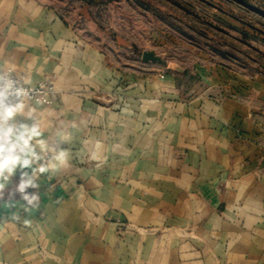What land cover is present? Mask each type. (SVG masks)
Listing matches in <instances>:
<instances>
[{"label": "crops", "instance_id": "0c3cea01", "mask_svg": "<svg viewBox=\"0 0 264 264\" xmlns=\"http://www.w3.org/2000/svg\"><path fill=\"white\" fill-rule=\"evenodd\" d=\"M123 45L88 5L0 0V68L54 91L8 121L43 133L51 180L1 175L0 188L21 175L40 191L0 209V264H264L255 104L208 75L146 80Z\"/></svg>", "mask_w": 264, "mask_h": 264}, {"label": "rangeland", "instance_id": "374dc122", "mask_svg": "<svg viewBox=\"0 0 264 264\" xmlns=\"http://www.w3.org/2000/svg\"><path fill=\"white\" fill-rule=\"evenodd\" d=\"M46 1L66 8L88 5L98 30L123 42L129 69L143 70L146 80L174 75L178 84L192 85L200 83L199 74L219 78L227 92L247 94L257 118L264 119V0ZM146 52L160 60H143ZM39 84L52 88L51 103L29 104L51 105L53 85L32 86Z\"/></svg>", "mask_w": 264, "mask_h": 264}, {"label": "clouds", "instance_id": "9594fccd", "mask_svg": "<svg viewBox=\"0 0 264 264\" xmlns=\"http://www.w3.org/2000/svg\"><path fill=\"white\" fill-rule=\"evenodd\" d=\"M3 77H0L2 80ZM12 85V81L8 80L2 89H0V175L7 172L9 175L13 173L14 169L19 165L22 167L30 166L35 160L40 158L37 149L40 152L46 150V141L42 139L43 133L37 126L28 127L21 125L17 128L13 124H7L9 120L13 119L15 114L23 108V104L15 106H4L3 98L7 95V90ZM22 90H18L17 94H21ZM30 157V158H29ZM46 169L41 166L39 171L42 173ZM32 181H24L20 184L19 190L21 192L31 185ZM28 199V197H25ZM32 199H35L33 197ZM31 203V200H29Z\"/></svg>", "mask_w": 264, "mask_h": 264}, {"label": "built area", "instance_id": "2783aa9c", "mask_svg": "<svg viewBox=\"0 0 264 264\" xmlns=\"http://www.w3.org/2000/svg\"><path fill=\"white\" fill-rule=\"evenodd\" d=\"M0 77H3L0 80V89L4 87V84L8 81H12V85L7 90V95L3 98V105L4 106H15L17 104H25V103H39L48 105L51 103L49 93L51 92V87L45 86L43 84L39 85H29L24 84L21 82L16 76H14L9 70H3L0 68ZM18 90H22L21 94H17ZM3 109H0L2 112ZM7 124H4V127H7ZM16 126V125H15ZM17 127V126H16ZM40 158L35 160L30 166L32 167L33 172L38 175H41L43 179L47 182H50L51 178L50 175L47 173V163L49 159V155L47 153H43L39 155ZM43 166L46 170L44 172H40L39 168ZM1 177V175H0ZM17 211L21 210L20 206H17ZM9 213H3L0 218L1 219H8Z\"/></svg>", "mask_w": 264, "mask_h": 264}, {"label": "trees", "instance_id": "16d2710c", "mask_svg": "<svg viewBox=\"0 0 264 264\" xmlns=\"http://www.w3.org/2000/svg\"><path fill=\"white\" fill-rule=\"evenodd\" d=\"M24 181H27L25 176H15L9 184L0 188V209H3L4 206H11L16 202L22 203L23 206L34 205L40 188L31 184L21 192L19 186ZM25 197H28V199H25ZM33 197L35 199H32ZM29 200H31V203H29Z\"/></svg>", "mask_w": 264, "mask_h": 264}, {"label": "water", "instance_id": "95a60500", "mask_svg": "<svg viewBox=\"0 0 264 264\" xmlns=\"http://www.w3.org/2000/svg\"><path fill=\"white\" fill-rule=\"evenodd\" d=\"M143 60L145 61H159L160 59L158 57H156L154 54L150 53V52H146L142 55Z\"/></svg>", "mask_w": 264, "mask_h": 264}]
</instances>
